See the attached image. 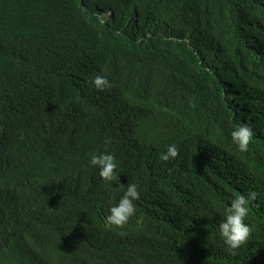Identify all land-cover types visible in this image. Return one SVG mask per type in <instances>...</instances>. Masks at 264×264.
Here are the masks:
<instances>
[{"label": "trees", "instance_id": "obj_1", "mask_svg": "<svg viewBox=\"0 0 264 264\" xmlns=\"http://www.w3.org/2000/svg\"><path fill=\"white\" fill-rule=\"evenodd\" d=\"M250 190L232 254L218 224ZM0 264H264V0H0Z\"/></svg>", "mask_w": 264, "mask_h": 264}, {"label": "clouds", "instance_id": "obj_2", "mask_svg": "<svg viewBox=\"0 0 264 264\" xmlns=\"http://www.w3.org/2000/svg\"><path fill=\"white\" fill-rule=\"evenodd\" d=\"M94 86L98 90H105L112 87L111 82L106 76H96L93 80ZM233 143L236 144L240 152L249 151V145L253 139V130L246 124L236 126L230 133ZM110 143V141H106ZM179 149L175 144L167 147L166 152L161 153L160 158L163 161L175 159L178 156ZM90 166L99 169L100 177L113 182L119 175V163L116 156L108 151L93 152L89 158ZM124 186V185H123ZM258 193L250 190L246 195L239 194L230 202L223 218L219 221V235L230 253L244 245L253 232V226L247 222L250 214L249 205L257 199ZM140 197L138 185L129 183L126 186L124 194L109 208L106 220L108 223L122 228L136 214L137 207L135 201Z\"/></svg>", "mask_w": 264, "mask_h": 264}]
</instances>
